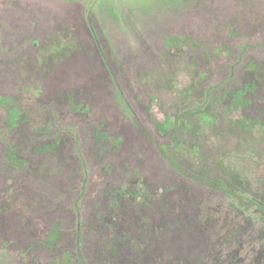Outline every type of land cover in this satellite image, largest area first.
Here are the masks:
<instances>
[{"label": "rangeland", "instance_id": "1", "mask_svg": "<svg viewBox=\"0 0 264 264\" xmlns=\"http://www.w3.org/2000/svg\"><path fill=\"white\" fill-rule=\"evenodd\" d=\"M179 1L0 0V95L13 96L30 113L9 128L0 107V264H67L69 255L72 264H82L76 212L68 210L77 198L89 224L80 240L85 264H189L175 263L183 249L197 257L188 237L175 240V218L190 220L197 202L198 217H216L220 235L232 231L230 243L200 255L202 264H264V212L258 208H264V134L228 126L225 101L207 94L232 66L235 77L227 86L249 83L247 58L264 59L257 42L264 0H192L183 9ZM183 34L202 46L166 45L165 36ZM243 45L248 49L237 64ZM199 72L206 74L203 81ZM246 97L240 114L264 120V79ZM198 109L216 118L211 129L193 125L187 131L181 123L162 134L153 123L178 121ZM173 141L196 152L197 166L176 154L180 172L168 165L159 148L173 158ZM52 142L59 144L58 159L41 155L49 170L29 174L30 166L19 167L7 154L14 147L18 157L36 160ZM79 155L87 164L86 198L77 191L84 169ZM212 173L233 176L238 197L188 179ZM133 179L144 181L140 192L151 195L143 243L110 249L126 225L116 219L124 213L117 210L123 199L116 188L133 190ZM54 224L58 239L46 245Z\"/></svg>", "mask_w": 264, "mask_h": 264}, {"label": "trees", "instance_id": "2", "mask_svg": "<svg viewBox=\"0 0 264 264\" xmlns=\"http://www.w3.org/2000/svg\"><path fill=\"white\" fill-rule=\"evenodd\" d=\"M66 1V0H65ZM71 1V0H67ZM111 1H122V0H111ZM139 3L140 0H134ZM192 0H180L179 4L182 6L181 9L185 8L187 4ZM197 0H193L192 4L197 5L196 2ZM258 20L260 23V28L262 34H261V40L258 39V45L261 46V48L264 50V15L259 14L258 15ZM263 26V27H262ZM234 28H230V33L233 34ZM165 41L167 42L166 45L169 46L173 42H175V47L178 45H192L194 47H201L202 45L195 41L190 35L188 34H183L173 37V36H165ZM248 45H243L242 48H240V56L238 59L237 64H241L242 58L244 53L247 51ZM55 51H61L60 48L55 47ZM53 52V54H54ZM208 61V58H206ZM237 68V66H232L229 76L226 79H223L221 82L218 84L212 86L210 85L207 89V94L209 96L213 95L215 92L216 94L218 93V96L215 97L218 102L225 101L226 103V110L228 113V117L226 118V124L228 126L232 127H237L242 130H247V131H252L256 132L258 134H264V120H259V119H252L248 118L245 116H242L240 113L243 109H245L246 106L249 104V99L246 97L247 93L254 92L257 88L258 85L262 82L264 79V59L261 61H256L252 58H247L246 64L244 65V69L248 70L251 72V80L249 83L242 85V86H237L236 88H231L230 86H227L235 76H234V70ZM206 77V74L204 72H199L197 74V79L199 81H203ZM114 86L117 88V83L118 81L115 80L113 77L112 79ZM185 95L188 97L190 95V90L188 87L185 88ZM208 96V97H209ZM0 107L6 108V121H7V126L9 128H14L17 127V123L21 118H23V113H27L28 115L30 114L29 111H24V109L18 108V105H16L15 98L13 96H5V95H0ZM44 112V110H43ZM240 115H237L238 113ZM186 115H190V117H185V116H180V119L178 121L175 119L172 120L171 118H165L164 122H157L154 118L153 123L157 127V129L162 133V134H167L169 131L172 133L181 126L185 128L187 131L188 130H193V125H198V126H203L207 130L211 129L215 123H216V118L214 115L210 112V110H201L198 109L197 111H188ZM236 115V117H234ZM191 116H193L191 118ZM185 118L182 119V118ZM196 117V121L194 118ZM28 118V117H27ZM187 120V121H186ZM205 129V130H206ZM52 147L50 149L46 148L45 146H42L41 149H39L36 153V156L38 159H33L31 158V155H23V157H18L16 154V148L12 147L10 150L7 151V154L9 158L13 161V163H18L19 161V167L23 166H30L31 167V172L29 174H33L34 171L38 170H49L48 166V160L41 157V155H44L46 158L49 156L50 158L53 156H56V149L58 148L59 144H53L51 143ZM172 152L174 153L173 158H168V154H166V151L163 149L159 148V152L161 153L162 157L164 160L168 163V165L173 168V170L180 172L178 169L177 165H175V154L179 157L186 158L190 163L193 165L197 166L196 164L199 163L197 154L195 151L192 150H187L184 147V144L181 142H175L173 141L172 143ZM48 155V156H47ZM82 162V169L83 171V179L80 183L79 188L77 191H80L81 197L85 196V190L87 187V171L86 168L87 164L85 163L84 159L79 155L78 156ZM57 158V156H56ZM58 159V158H57ZM47 161V162H46ZM42 175V174H41ZM44 175V174H43ZM233 176L230 175L229 178H222L217 176L216 174H209L207 175H200V176H190L188 179H190L192 182H194L197 186L200 188H212L220 191L221 193L228 195V196H233L236 197L237 195L235 192L232 190V187L234 184L230 181ZM138 179H133L132 184L137 185L136 188L133 190H128L127 187H122V188H116V190L120 191L117 193L118 196H121L123 199V203L117 204V210L119 212L121 211L124 212L122 213V216H116V219L120 221V218L125 220V229L119 236V238H114L109 242L110 249H113V245L115 247V244H122V245H131L133 241H137V244L135 245L136 247L140 248L142 246L143 241H141L140 237L144 236V231L142 229L143 227V220L145 216V208H147L148 200L151 198V195H147L146 193H141L140 191L145 189V184L143 183L144 181H137ZM231 182V183H230ZM238 197V196H237ZM244 199V198H242ZM246 200V199H244ZM81 202V203H80ZM198 203V202H197ZM194 203V214L191 215L190 220H181V219H176L179 217L175 218V227L178 229L177 232L175 233V240H178L179 237L186 236L190 240V244H192L191 247V252H195V257L192 259L190 256H185L184 255V249L183 251L180 250L179 256L177 259H175V263L179 261V263H189V264H202L200 262L201 254L206 252L207 250L212 252L215 248V246L219 243H230L231 240V232L232 231H227L224 235L219 234L218 230V219L214 217L212 214L207 215L206 217H198V212L196 204ZM253 204V203H252ZM10 203H7L5 205V209L9 208ZM82 206V201H80L78 198L75 199V202L72 206V208H68V210L73 211L76 217V231L80 235V239L78 238V244H77V254H79L77 257L79 261L81 260L82 264H85L83 257H82V249L80 245V240L84 239V237L87 235L84 233V227L88 226V221H85L83 219V214L81 210ZM146 206V207H145ZM173 205L171 207L175 213L177 212V206ZM76 208V210L74 209ZM259 210L264 212V208L261 206H258ZM176 209V210H175ZM162 210H171L170 208H163ZM178 209V211H180ZM75 211V212H74ZM120 214V213H119ZM115 218V217H114ZM122 219V220H123ZM180 227H182L180 229ZM109 228V227H108ZM59 229L60 227L58 225H53L52 230L48 234V236L45 238L43 242L46 243V245H51L54 244V242L58 239L59 235ZM101 229V228H100ZM158 230V227H156ZM155 229V230H156ZM185 230V233L183 234V231ZM209 233V234H208ZM208 234V235H207ZM212 236V237H211ZM213 236H215L217 239H214ZM78 237V236H77ZM140 243V245L138 244ZM134 245V243H133ZM201 245V246H200ZM109 248V247H108ZM67 264H72L73 260L70 258V255L67 256Z\"/></svg>", "mask_w": 264, "mask_h": 264}]
</instances>
